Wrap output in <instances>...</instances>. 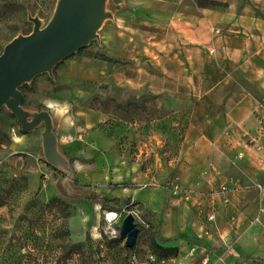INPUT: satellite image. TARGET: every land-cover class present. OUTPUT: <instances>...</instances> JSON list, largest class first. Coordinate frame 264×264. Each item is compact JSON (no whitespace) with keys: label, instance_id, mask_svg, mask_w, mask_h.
Instances as JSON below:
<instances>
[{"label":"rangeland","instance_id":"rangeland-1","mask_svg":"<svg viewBox=\"0 0 264 264\" xmlns=\"http://www.w3.org/2000/svg\"><path fill=\"white\" fill-rule=\"evenodd\" d=\"M55 1L0 0V54L15 36L31 32L28 13L46 23ZM129 1L125 0V7L113 10L115 17L132 12ZM188 1L214 7L209 1ZM216 4L214 8L220 10L227 6ZM234 4L264 14V0H234ZM114 30L130 32L126 30H145V27L135 20L122 26L107 22L99 31L102 47L93 41L72 56L84 58L87 66L110 74L107 83L111 87L116 86V68L121 65L129 68L117 59L111 63L100 60L101 56L115 53L111 35ZM119 89L129 98L133 95L130 85ZM20 91L23 107L27 109L45 110L47 97L60 96L78 107L96 108L111 115L109 121L85 135L96 148L97 158L91 163L73 162L71 188L76 193H101L116 200L115 196L125 192L123 187L128 185L125 177H121L120 167L137 164L150 177L140 185V191L161 187L168 197L159 211H147L133 199L122 197L116 204L118 212H109L73 193L66 194L59 183L61 175L43 159L42 129L28 134L25 144L15 143L16 137L22 135L20 127L14 116L2 109L0 264H264V171L236 169L235 184L227 189L225 206L219 202L202 203V198L195 199V192L181 189L177 158L185 112L168 115L163 100L147 95L145 87L139 89L137 103L131 99L120 101L115 98L116 90L106 88L105 84L58 78L55 73L54 79L39 76ZM101 92L111 95H100ZM175 187L179 188L177 194ZM53 199H60L66 206L50 203ZM214 208L216 218L210 222L207 215ZM108 213H114L117 218L109 220ZM128 214H136L139 229L131 250L119 235ZM144 217L157 218L161 232L165 231L172 242L160 243L154 237L158 224H148ZM246 258L251 260L245 261Z\"/></svg>","mask_w":264,"mask_h":264},{"label":"crops","instance_id":"crops-1","mask_svg":"<svg viewBox=\"0 0 264 264\" xmlns=\"http://www.w3.org/2000/svg\"><path fill=\"white\" fill-rule=\"evenodd\" d=\"M201 1L227 6L220 10L198 7L188 0H130L132 12L116 16L114 23L122 26L135 20L145 30L111 33L115 53L106 57L129 66L116 68L115 87L107 83L110 74L87 66L84 58H68L54 73L58 78L105 84L116 90V99L133 103L140 98L139 89L145 87L147 95L163 100L168 115L185 112L177 158L181 189L195 192V199L202 198V203L225 206L217 192L233 187L236 169L264 171V14L236 5L234 0ZM123 85H130V98L120 91ZM65 103L71 106L70 111L60 117L56 106ZM43 105L54 120L60 148L73 169L74 163L96 160V148L85 135L109 121L111 115L78 107L60 96L47 97ZM69 118L72 126L65 123ZM27 137H16L15 143L23 145ZM120 172L128 185L115 196L118 202L126 197L147 211L160 210L168 197L164 189H139L150 178L148 171L142 172L137 164H123ZM159 222L151 219V224H158L157 240L171 243Z\"/></svg>","mask_w":264,"mask_h":264},{"label":"water","instance_id":"water-1","mask_svg":"<svg viewBox=\"0 0 264 264\" xmlns=\"http://www.w3.org/2000/svg\"><path fill=\"white\" fill-rule=\"evenodd\" d=\"M125 6V0H56L46 23L28 13L31 32L15 36L0 54V110L5 109L14 116L23 135L42 129L43 159L61 175L59 183L68 195H76V190L71 188L73 166L60 148L54 120L47 110L23 107L20 89L42 75L54 79V70L59 64L93 41L100 44L99 31L107 22H115L114 9ZM138 233L135 217L128 214L119 234L127 249L134 248Z\"/></svg>","mask_w":264,"mask_h":264},{"label":"trees","instance_id":"trees-1","mask_svg":"<svg viewBox=\"0 0 264 264\" xmlns=\"http://www.w3.org/2000/svg\"><path fill=\"white\" fill-rule=\"evenodd\" d=\"M205 2L206 1H201V3H205ZM212 5L214 7L218 6V4L213 3V2H212ZM197 6L198 7H208V6H205V5H197ZM100 60H102L104 62H110V63L113 62L112 58H109V57H106V56H101ZM23 87H25V86H23ZM73 184L75 185V187L78 186V184H76L75 182ZM76 197L81 199V200H84L86 202H94V203L98 204L101 207V209L104 210V211L118 212V207L116 206V204L118 203V200H110V199H108L107 197H105L102 194L94 193V192H87V193L77 192L76 193ZM50 203H52V204L53 203H58V204L66 206V204L64 202H62L60 199H53V200H51ZM143 221L148 223V224H151V219L149 217H144ZM154 237L157 238V231H155ZM244 260L248 261V260H251V258H246Z\"/></svg>","mask_w":264,"mask_h":264},{"label":"built area","instance_id":"built-area-1","mask_svg":"<svg viewBox=\"0 0 264 264\" xmlns=\"http://www.w3.org/2000/svg\"><path fill=\"white\" fill-rule=\"evenodd\" d=\"M210 53H213V52L211 51ZM257 149L260 150V146L257 147ZM178 191H179V188L175 187L174 193L177 194ZM217 193H218L219 195L223 196V203H224V204H227V203H228V200H227V198L225 197L226 194H227V189L224 188V187H222V188H220V189L218 190ZM132 215H133V216L135 217V219H136V214H132ZM207 219H208V221L213 222V221L215 220V215H214L213 213H211V214H209V215L207 216ZM109 220L113 221L114 218H113V219L110 218Z\"/></svg>","mask_w":264,"mask_h":264},{"label":"clouds","instance_id":"clouds-1","mask_svg":"<svg viewBox=\"0 0 264 264\" xmlns=\"http://www.w3.org/2000/svg\"><path fill=\"white\" fill-rule=\"evenodd\" d=\"M56 107H57V115L60 117H63L66 113H68L71 108V106L67 103H65L63 107H60L58 105ZM65 123L68 124L69 126H72L74 122L69 118L65 120Z\"/></svg>","mask_w":264,"mask_h":264},{"label":"bare ground","instance_id":"bare-ground-1","mask_svg":"<svg viewBox=\"0 0 264 264\" xmlns=\"http://www.w3.org/2000/svg\"><path fill=\"white\" fill-rule=\"evenodd\" d=\"M107 216L109 217V218H111V219H116L117 217H116V215L114 214V213H108L107 214Z\"/></svg>","mask_w":264,"mask_h":264}]
</instances>
